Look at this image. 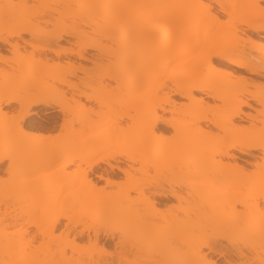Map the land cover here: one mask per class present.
I'll use <instances>...</instances> for the list:
<instances>
[{"label":"bare ground","instance_id":"1","mask_svg":"<svg viewBox=\"0 0 264 264\" xmlns=\"http://www.w3.org/2000/svg\"><path fill=\"white\" fill-rule=\"evenodd\" d=\"M208 1L0 0V65L8 67L0 68V165L7 163L0 173L13 176L24 169L15 179L17 186L29 187V205L52 197L43 207L0 211V264L15 258L13 264H141L125 256L153 242L165 247L199 242L193 261L215 264L206 258L213 254L230 263L220 242L243 237L264 213V95L247 90L260 86L253 78H264V0ZM46 2L51 5L33 12L35 4ZM76 5L81 12L67 17ZM40 23L45 26L40 28ZM110 29L119 35L115 43L120 49L134 46L135 56L142 54L145 60H136L129 83L124 77L130 69L112 63L95 78L113 81L115 87L106 84L89 94L79 92L78 83L69 78L80 82L81 74L90 79L99 68L89 70L75 62L87 60L88 47L80 40L88 32L104 34ZM156 31L160 34L154 38ZM67 38L76 40V49L57 46L70 43ZM192 38L197 41L190 42V48L167 56ZM196 48V54L182 62ZM27 57L32 63L21 65ZM64 57L75 60L61 66L58 61ZM155 69L157 75L147 84L145 75ZM202 71L218 81H200ZM55 72L60 74L54 82L64 88L44 82ZM163 74L170 75L171 87L158 85ZM125 87L133 93V115L118 112L120 103L109 105L105 99ZM164 88L170 92L164 93ZM66 93H78L80 99H66ZM194 93L217 104L209 105ZM169 94L186 103L178 105ZM248 101L259 106L253 115L242 110L251 108ZM85 102L106 106L107 111L94 112ZM41 112L61 115L59 124L55 117L43 119L57 127L55 135L30 128L28 120L40 119ZM69 115L71 119L64 118ZM114 119H127L130 125L123 129L116 122L108 124ZM133 129L139 131L136 139L110 150ZM240 156L259 159L251 175L234 162ZM124 162L126 168L119 167ZM69 167L82 170L68 172ZM96 169L102 173L95 174ZM44 172L48 180L32 192ZM72 174L79 176L78 182ZM99 182L104 186L98 187ZM105 187L117 191L104 194ZM6 206L0 199V208ZM156 221L164 225L156 226ZM107 224L133 240L117 241L116 257L105 249L115 236L103 228ZM254 232V237L264 236V219ZM51 245L63 246L58 257L48 253L38 260ZM74 253L85 257L74 258Z\"/></svg>","mask_w":264,"mask_h":264},{"label":"rangeland","instance_id":"2","mask_svg":"<svg viewBox=\"0 0 264 264\" xmlns=\"http://www.w3.org/2000/svg\"><path fill=\"white\" fill-rule=\"evenodd\" d=\"M202 2H209L208 0H201ZM51 2H46V3H41V4H35L36 8L34 9L33 12H40L45 6H50ZM214 5V4H213ZM82 10V7L80 5H76L74 6L68 13L67 17L70 16H75L78 15ZM116 10V7H114L113 9H111L112 13ZM108 15H111L110 13ZM52 18H57L56 14L52 15ZM95 21H97L94 18ZM98 22V21H97ZM99 23V22H98ZM45 25L43 23L39 24V27L42 28ZM88 30V29H87ZM160 34V32H154L153 33V37L156 38L158 35ZM239 36H241L242 38H244L243 35L239 34ZM24 39L29 40V36L24 35L23 36ZM119 39V35L116 34L113 30H107V32H105L103 34V32H99V33H91L88 32L86 33V37L81 38L80 42L82 44L87 45V49H86V59L87 60H75L71 57H64L61 58L58 62L59 65L61 66H65L67 61L71 62L75 60V62L80 63L82 66H84L87 69H91L94 70L93 68L95 67H99L97 70H95L94 72H92V77L89 79H85L83 75L78 74V78H82V80L79 82V80L74 79V78H69V80L78 83V90L79 92H84V93H91L93 90H97L99 89L100 86L102 85H106L107 87H115V82L113 81H109V80H97L95 77L99 76L100 74H102L104 71L102 70L104 67H108L110 64L112 63H119L120 66L124 67V70H129L127 72V74L124 77V82L125 83H129L130 82V78H132L135 74V71H132L131 69L135 66V63L138 61H143L144 59V55H140L139 57L135 56V48L134 46H130L127 47L126 49H120V47H118V45L115 43L116 40ZM67 40L70 41V43L67 42H59L57 43V46L60 48H72V49H76V45L73 42H76V40L71 39V38H67ZM197 40L192 38V39H188L185 40L184 44L180 47H178L177 49H175L174 51H172L169 55H172L174 53L180 52L183 49H188L191 47L190 42L195 43ZM188 42V43H187ZM196 49H193V52L188 54V57L186 59H184V61L182 62H186L188 61L190 58H192L195 54H196ZM44 55L46 53H43ZM51 56V55H49ZM164 56V57H167ZM136 57V58H135ZM36 57L34 56L33 59H35ZM31 57H27L25 59H23L20 63L21 65H30L32 63L33 60ZM138 60V61H136ZM180 63V62H179ZM178 61L177 62H172L169 64L170 67L179 64ZM50 64V62H49ZM0 68H4V69H8V67L4 66V65H0ZM158 73V70L155 69L151 72H149L148 74L145 75L144 77V81L148 84L150 82V80L155 77ZM59 72H55L53 74L52 77L50 78H45L44 82L47 85H53L57 88H64L62 85H59L57 83L54 82V77L59 75ZM260 86L256 89L253 87L247 88V90H249L251 93H255V94H259V95H264V78H253ZM170 75L168 74H163L161 75L160 78H158V85L164 83L166 85V87H171L172 86V82L170 81ZM200 81H207L209 83H215L216 81H218V77L215 76L214 74H210L207 71H202L200 77H199ZM102 81V82H100ZM120 82V81H119ZM147 84L146 86L143 87V90H145L147 88ZM101 88V87H100ZM164 93H168L170 92L168 90V88H164ZM161 94V93H160ZM113 95V96H111ZM110 96L107 95V97L105 98L107 100V103L113 104V103H120V105H118V112H128L129 115H133V112L131 111V97L133 96L132 90L129 87H125L124 89H122L121 91L115 92L113 94H111ZM194 96L197 98H203L204 101H206L209 105H214L215 103L217 104L216 101H213L212 99L204 96V95H200L197 93H194ZM66 99L69 98H73V99H80L78 97V93L76 94H72V93H66L65 94ZM78 97V98H77ZM169 97L171 100H173L175 103H177L178 105L181 104H185L186 100L183 98H180L178 96H172L171 94H169ZM81 102L84 100L81 98L80 100ZM248 103L250 104L251 108H243V112L244 113H248V114H255V110L259 109V106H257L253 101H248ZM71 104V102H70ZM84 107L86 108H90L92 109L94 112H106L107 111V107L106 106H102L99 107L97 105H95L94 103H84ZM181 110L182 113L184 112V109L182 108ZM77 112V111H75ZM77 114V113H76ZM75 116L73 117H76ZM40 119L39 118H31L28 120V124L30 126V128L32 129V131L34 132H41L44 134H52L55 135L57 130V127H52V121H42L43 119H48L51 117H55L58 119H55L54 121L56 122V124L60 123V119H61V115L59 114H45L44 112L40 113ZM57 116V117H56ZM60 116V118H59ZM167 116V115H166ZM65 119H71L72 116L69 115L67 117H64ZM42 119V120H41ZM116 122V124H119L118 126H121V128L126 129L129 125H130V121L127 119H124V121H120L118 119H114L113 121L108 122V124H112ZM240 125H244L247 126L246 122H240ZM139 134V131L136 129L130 130L128 131V133L125 135L124 139H121L120 141L118 140L115 144H112V147H110V150H114L115 148H118L122 145H126V144H130L134 139L137 138ZM158 135L156 134L155 137H157ZM154 140V139H153ZM155 141V140H154ZM15 143L14 141H11V144ZM102 154L104 153H100V156H102ZM253 154H255L256 156L258 155V157L260 156L257 152H254ZM97 157V158H98ZM122 160V159H121ZM228 162H233L231 160H227ZM234 162L238 163L240 166L245 168L244 173L251 175L252 171H253V166L252 164L255 162H259L258 158H251L248 156H240V159L235 160ZM6 162L2 163L0 166L1 168H4L6 166ZM113 164V163H112ZM126 164L127 162H124V164H119V167L121 168H126ZM29 166H31L30 164H28ZM29 166H26V168H29ZM101 168H104L105 166L103 165H99ZM85 168V167H84ZM106 168V167H105ZM24 169H18L17 172L11 176L9 174H5V173H0V199L6 200L8 202V206L6 207H1L0 211L3 210H27L29 208L32 207H43L46 204H48L51 200L52 197H43V199L41 200V203L39 205H29L28 202L25 199V192L26 190H28V186H17V182H16V176L19 175L20 173H22ZM80 171L81 169H77L76 167H69L67 169L68 172L71 171ZM19 173V174H18ZM102 173V171L97 170L95 171V174H99ZM46 174H48V172H44L41 175H39V185H36L35 187H33L31 189L32 192H35L39 189H41L43 187V185L45 184V182L48 180V177L46 176ZM90 175V174H89ZM137 176H140L139 174H136ZM156 173H154L152 170L149 172V176L153 177L155 176ZM120 177L122 176L121 174L119 175ZM71 178L74 181H79V176H71ZM103 182H99L98 187H102ZM76 189V188H75ZM117 189L114 187H105L103 193H108V192H116ZM133 196V194H132ZM182 206V205H181ZM183 206H185L183 204ZM5 208V209H4ZM236 210H242V208L240 206H236L235 207ZM248 218H252V215L248 212L247 213ZM264 219V213L258 215V217H256L255 223L251 224L250 227L248 228V232L245 233V235L242 237H235L231 242H225V241H221L220 244L221 246L225 249L227 255L225 256V259L229 260L230 263H227L226 261H224L222 258H219L218 255H213V254H206V258H211L215 264H260L258 262V260L262 259L263 256L262 254L264 253V236L263 237H254V226L262 221ZM87 224L90 223L88 220H86ZM156 226H163L164 224L162 223V221H156L155 222ZM103 228H105V230H111V232L113 231L115 236L114 239L109 242L108 245H106L107 247H105L106 251L110 254H112L113 257L118 256V250L114 249V244L117 243V241H122L126 244H130V242H132V238L126 234V233H121L119 229V227L115 226V225H105ZM118 228V229H117ZM80 228L78 227L77 230H79ZM13 232V231H11ZM30 234H34L33 232H30ZM46 241V239H45ZM80 241V242H79ZM76 242L81 243V240H76ZM84 242V239H83ZM197 244H199V242H187V243H183V244H178V243H173L170 246L165 247L164 245L158 244V243H151V244H147V245H139V247L137 249L132 250L130 253L127 254V259H138L140 261L141 264H150L149 262H152V264H201L200 262H196L193 261L192 259H194V255L193 252L197 247ZM34 245H37V243L35 242ZM63 246H50V248H48V252L45 253H40L38 256V260L43 259L44 257H46V255H48V253H53L54 257L57 258L58 257V252L61 251ZM65 253L66 255L71 254V252L68 249H65ZM206 251L204 250L202 254H205ZM241 254L243 255V257L241 259L237 258V254ZM4 256H6V254H3ZM91 257L94 259L95 258V254L90 252ZM74 258H80V257H85L84 255H77V254H73ZM17 258H15L14 260L16 261ZM13 260L12 263L13 264L15 261ZM184 262H183V261Z\"/></svg>","mask_w":264,"mask_h":264},{"label":"flooded vegetation","instance_id":"3","mask_svg":"<svg viewBox=\"0 0 264 264\" xmlns=\"http://www.w3.org/2000/svg\"><path fill=\"white\" fill-rule=\"evenodd\" d=\"M42 121H44V120H42ZM45 122V121H44Z\"/></svg>","mask_w":264,"mask_h":264}]
</instances>
